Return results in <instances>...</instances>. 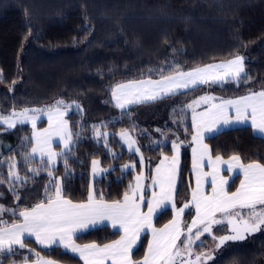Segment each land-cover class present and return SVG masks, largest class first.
<instances>
[{
  "label": "trees",
  "instance_id": "16d2710c",
  "mask_svg": "<svg viewBox=\"0 0 264 264\" xmlns=\"http://www.w3.org/2000/svg\"><path fill=\"white\" fill-rule=\"evenodd\" d=\"M236 55L244 57L245 70L252 78L249 83L203 85L125 111L113 105L112 89L117 84L160 79L162 69L163 75H171L173 70L188 71ZM0 74V115L23 108L46 109L61 99L73 106L67 119L73 133L80 135L73 137L76 142L71 151L59 157L52 168L53 177L61 178L66 197L85 201L91 186L97 196L103 193L109 202L121 199L138 172L144 170L148 179L163 156L172 155V141L179 138L183 143L175 200L180 208L191 199L194 182L192 110L185 106L207 92L232 99L264 89V0H0ZM73 102L82 111H77ZM96 128L108 133L107 137H96ZM31 131V125L26 124L0 133V177H7L13 159L19 175L29 177L23 186L17 185L19 202L8 191L7 182L0 185L4 193L0 203L6 206L19 203L23 209L37 203L44 185L52 179L46 169L35 176L28 171L41 164L35 156L27 163L24 160L31 142H22V138ZM122 131L137 141L140 153L125 146L120 139ZM206 142L214 157L238 155L244 164H264V137L249 126L221 131ZM94 159L109 169L96 179L92 176ZM129 164L135 167L123 169ZM240 180L239 175L232 179L230 192ZM173 215L169 209L157 216L155 227H163ZM194 216V209H187L184 225ZM4 219L10 218L6 215ZM225 228H214L213 234H227ZM120 235L103 226L79 234L75 240L102 245ZM148 237L145 234L134 250V261L143 258ZM201 239L198 252L213 256L207 264H264V231L219 248L210 235ZM25 244V249L0 256V264L34 261L36 252L43 258L81 264L78 257L59 247L45 249L30 239Z\"/></svg>",
  "mask_w": 264,
  "mask_h": 264
},
{
  "label": "snow or ice",
  "instance_id": "6c2138e0",
  "mask_svg": "<svg viewBox=\"0 0 264 264\" xmlns=\"http://www.w3.org/2000/svg\"><path fill=\"white\" fill-rule=\"evenodd\" d=\"M173 72L171 75H163L162 69L159 80L144 79L117 84L112 89L115 106L123 110L128 105L176 95L180 89L195 88L203 84L234 83L239 86L252 79L245 70L244 57L240 55L187 72ZM0 80H3L2 74ZM73 104L77 111H82L79 104ZM201 104L208 107L197 112L196 109ZM72 107L61 99L46 109L23 108L20 111L13 110L7 116L0 115V127L5 132L18 125H31V135L22 138V142H31V150L24 154V160L27 163L39 154L41 164L40 168H28V171L35 176L39 175L40 170L46 169L47 175L52 177L44 185L43 197L37 203L23 209H19V203L14 206L0 203V256L25 249V239L34 237L35 242L44 247L62 246L77 253L83 264H207V261L213 259L211 252H202L194 260L184 258L192 255L193 245L201 241L205 234L217 241L216 247L219 248L227 242L242 241L249 235L264 231V164L255 161L244 164L238 155L227 160L216 155L213 159L211 150L204 143L206 134L214 135L222 126L247 124L249 121L252 129L264 134V89L250 90L234 99L203 95L185 106L192 110V143L195 145L192 148V169L196 176V186L191 191V199L180 208L175 204L180 147L183 143L179 138L172 141L171 158L163 156L156 166L155 175L150 177L151 186L158 187L159 191H153L149 199H145L143 170L134 177V182L128 185L121 199L109 202L103 193L97 196L95 188L91 186L85 201L73 202L66 197L61 178L53 177L52 168L58 157H65L67 151H71V146L76 142L73 137L80 135L78 132L73 133L69 120L65 118ZM42 115L47 117L48 126L38 129L37 121ZM94 135L107 137L108 133H101L96 128ZM54 137L58 138L57 143L63 144L60 152L53 150ZM120 137L130 150L140 153V148L136 147L137 141L127 131H122ZM206 159L211 168L209 172L203 171ZM143 162L144 157L141 155V166ZM91 164L94 179L97 175L109 172V169L100 167L99 160L94 159ZM222 165L227 166L224 170L229 173L243 175L233 192L226 188L229 179L221 175ZM67 167L65 159V176L68 175ZM134 167V164H129L124 165L123 169ZM8 168L7 177H0V185L7 182L8 191L19 202L22 198L17 185L23 186L29 177L19 175L14 159L8 164ZM209 178L211 193H206L204 184L209 182ZM3 197L4 193L0 192V199ZM145 204L147 212L142 211ZM190 207H194L195 216L190 224L183 225L181 217ZM169 209L174 212L173 218L161 228L154 227L153 217L162 215ZM6 215L10 219H4ZM109 223L114 230L122 233L119 239L103 245L96 242L84 245L75 243L73 237L78 232L100 225L107 226ZM225 225L227 234H213L214 228L219 231ZM146 230L151 232L147 251L141 260L134 261L133 249L138 247L142 233ZM35 256L32 264H55L53 260L41 257L38 252ZM24 264H28L27 259Z\"/></svg>",
  "mask_w": 264,
  "mask_h": 264
},
{
  "label": "crops",
  "instance_id": "0c3cea01",
  "mask_svg": "<svg viewBox=\"0 0 264 264\" xmlns=\"http://www.w3.org/2000/svg\"><path fill=\"white\" fill-rule=\"evenodd\" d=\"M187 72V71H186ZM144 80V79H143ZM152 80H159V79H152ZM137 81H139V80H137ZM125 83H127V82H125ZM204 85V84H203ZM203 85H197L195 88H197V87H199V86H203ZM192 89H194V88H189V89H180V90H178V93L177 94H179V93H183V92H186V91H189V90H192ZM203 95H211V96H215L214 94H212L211 92H207V93H204ZM203 95H200V96H203ZM171 96H174V95H171ZM171 96H167V97H165V98H163V99H158V100H156V101H152V102H148V103H142V104H133V105H128L125 109H120V108H117L116 106H115V101L113 100V98H112V101H113V105H114V107L116 108V110H118V111H125V110H129L130 108H133V107H147V106H150V105H154V104H156L157 102H160V101H162V100H164V99H166V98H169V97H171ZM199 96V97H200ZM199 97H197V98H195V99H198ZM216 97V96H215ZM237 98V97H236ZM195 99H193V100H195ZM232 99H234V98H232ZM192 100V101H193ZM192 101H190V103H192ZM216 102H219V101H216ZM208 106L207 105H203V104H201L200 105V107H198L197 109H196V111L197 112H200V111H204L206 108H207ZM234 114V113H233ZM68 116V115H67ZM67 116L65 117L66 119H67ZM43 122V127H39V125H40V123H42ZM30 125V124H29ZM48 126V121H47V117L46 116H44V115H42L41 116V119L40 120H38L37 121V128L38 129H43V128H46ZM245 126H249V127H251L250 126V121L247 123V124H232L231 126H228V127H220V130H219V132H221V131H224V130H228V129H233V128H238V127H245ZM252 128V127H251ZM13 130V129H12ZM253 131L257 134V135H259V136H261V137H264V134H260V133H258V132H256L254 129H253ZM3 132H5L4 130H3V128L2 127H0V133H3ZM218 132V133H219ZM218 133H216V134H218ZM216 134H214V135H216ZM131 137H132V135L131 134H129ZM214 135H212V134H206V138H205V140H204V143L205 144H207V142H206V139L208 138V137H212V136H214ZM133 138V137H132ZM120 139H121V137H120ZM57 140H58V138H55L54 137V142H53V150L54 151H57V152H60L61 151V149H63V144L62 143H57ZM121 141L125 144V146L126 147H128L127 146V144L121 139ZM208 145V144H207ZM73 146V145H72ZM72 146H71V148H72ZM136 147H138L137 146V144H136ZM193 147H195V145L193 144ZM192 147V148H193ZM209 147V146H208ZM209 149H210V147H209ZM211 150V149H210ZM132 151H134V149L132 150ZM68 152V151H67ZM135 152V151H134ZM211 155H212V152L210 153ZM172 155H173V153H172ZM171 155V156H172ZM171 156H169V158H171ZM36 158H38V159H41L40 158V156H39V154H37L36 156H35ZM212 157H213V159L215 158L213 155H212ZM59 158V157H58ZM58 158H57V161H58ZM47 158L45 157V160H46ZM163 159V158H162ZM223 159H225V160H227V159H229V158H223ZM57 161H56V164H57ZM161 161V160H160ZM160 163V162H159ZM158 163V164H159ZM192 163H193V153H192ZM55 164V165H56ZM157 164V165H158ZM100 167H101V165H100ZM180 167H181V147H180V156H179V172H180ZM226 165H222L221 166V169H222V171H221V175L222 176H224L225 178H227V179H229V184L226 186V188H227V190L229 191V186H230V183H231V181H232V179H234L236 176H241V180L243 179V175L242 174H238V173H229V172H227V171H225L224 169H226ZM102 168V167H101ZM155 169H156V167H155ZM155 169H154V172H153V174H152V176L155 174ZM203 171H205V172H209V171H211V168L208 166V163H207V159L205 160V162H204V168H203ZM105 173H102V174H100V175H97L96 176V178L97 177H100V176H102V175H104ZM138 174H140V172L138 173ZM137 174V175H138ZM143 174H144V176H145V180H144V186H145V184H146V173L144 172V170H143ZM192 177H193V189L195 188V186H196V176H195V173L193 172V169H192ZM240 180V181H241ZM178 182H179V179H178ZM178 182H177V186H178ZM240 184V183H239ZM154 189H155V187H154ZM204 191L205 192H207V193H211V187H210V178H209V182H206L205 184H204ZM230 192V191H229ZM144 194H146V190H145V187H144ZM175 195H176V193H175ZM175 204H176V200H175ZM193 209H194V207H192ZM187 210V209H186ZM185 210V211H186ZM142 211H144V212H147V205L145 204V205H143L142 206ZM194 211H195V209H194ZM156 217L157 216H154L153 217V221H152V223H153V226L155 227V219H156ZM181 220H182V224L184 225V221H183V216L181 217ZM104 225H100V226H97V227H94V228H90V229H88V230H86V231H84V232H78L74 237H73V239H74V241H75V243H77V244H80V245H84V244H82V243H78L76 240H75V237L76 236H78L79 234H82V233H85V232H87V231H89V230H92V229H96V228H100V227H103ZM107 226H109V227H111V225H110V223L109 224H107ZM112 228V227H111ZM157 228V227H156ZM159 228H161V227H159ZM113 229V228H112ZM117 231V230H116ZM121 233V232H120ZM122 234V233H121ZM145 234H148V241L151 239V232L150 231H145V233H142V237L145 235ZM120 238V237H119ZM118 238V239H119ZM26 239H32L33 241H35V238L34 237H32V238H26ZM25 239V240H26ZM142 239V238H141ZM109 243H111V242H109ZM140 244V242L138 243V245ZM39 245V244H38ZM103 245V244H102ZM41 247H43V248H51V247H44V246H42V245H40ZM52 247H59V248H61L62 250H64V251H66V252H68V253H70V254H72V255H74V256H76V257H78L79 258V255L77 254V253H73V252H71L70 250H66V249H64L62 246H52ZM136 249V248H135ZM135 249H133V252H134V250ZM147 251V250H146ZM133 254V253H132ZM80 259V258H79ZM46 260H50V259H46ZM81 260V259H80ZM54 262H55V264H66V263H63V262H59V261H55V260H53ZM28 264H32V262H30V263H28ZM81 264H83V261L81 260Z\"/></svg>",
  "mask_w": 264,
  "mask_h": 264
},
{
  "label": "rangeland",
  "instance_id": "374dc122",
  "mask_svg": "<svg viewBox=\"0 0 264 264\" xmlns=\"http://www.w3.org/2000/svg\"><path fill=\"white\" fill-rule=\"evenodd\" d=\"M220 62H223V61H219V62H213V63H220ZM213 63H211V64H213ZM209 65V64H208ZM205 66V65H204ZM200 67H203V66H200ZM192 70V69H191ZM189 71V70H188ZM186 72V71H185ZM205 86H209V84H204ZM211 85V84H210ZM57 164H58V161H57ZM57 164L53 167V168H55L56 166H57ZM101 164V163H100ZM17 171V170H16ZM145 172V171H144ZM139 173V172H138ZM137 173V174H138ZM136 174V175H137ZM155 175V174H154ZM92 176H93V174H92ZM98 178V177H97ZM94 179V178H93ZM95 179H96V177H95ZM151 184H152V182H151V179L150 178H148L147 179V177H146V184H145V190H146V194H145V199L147 200V199H149L150 197H151V194H152V192L153 191H156V192H158L159 191V188L158 187H155V189H154V187L153 186H151ZM148 193V194H147ZM207 193V192H206ZM219 215V214H218ZM181 239H183V237L181 238ZM26 240H28V239H26ZM30 240H32V239H30ZM35 242V241H34ZM36 243V242H35ZM200 243H202V239H201V241H197L196 242V244H194L193 245V249H192V255L191 256H185L184 258L186 259V260H194L195 259V256L196 255H198V254H200V253H202V252H198V249L196 248V246L198 245V244H200ZM37 244V243H36ZM38 245V244H37ZM38 246H40V245H38ZM41 247V246H40ZM43 248V247H42ZM51 248H54V247H51ZM45 249H49V248H45ZM205 253V252H204ZM206 253H208V252H206ZM44 259H47V258H44ZM51 260V259H50ZM30 262H32V261H30ZM30 262H28V263H30ZM24 264V263H23Z\"/></svg>",
  "mask_w": 264,
  "mask_h": 264
}]
</instances>
